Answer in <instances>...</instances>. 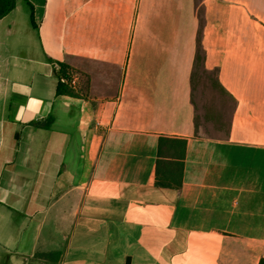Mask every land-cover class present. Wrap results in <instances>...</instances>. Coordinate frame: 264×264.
Returning a JSON list of instances; mask_svg holds the SVG:
<instances>
[{"label": "crops", "instance_id": "1", "mask_svg": "<svg viewBox=\"0 0 264 264\" xmlns=\"http://www.w3.org/2000/svg\"><path fill=\"white\" fill-rule=\"evenodd\" d=\"M202 7L204 65L234 104L222 138L196 132L195 0L13 1L0 18V264L264 257V0ZM62 62L75 95L57 90ZM162 136L187 141L180 188L157 185Z\"/></svg>", "mask_w": 264, "mask_h": 264}, {"label": "trees", "instance_id": "2", "mask_svg": "<svg viewBox=\"0 0 264 264\" xmlns=\"http://www.w3.org/2000/svg\"><path fill=\"white\" fill-rule=\"evenodd\" d=\"M14 0H0V18L4 17L13 7ZM204 0H195L196 6L202 7ZM203 9V7H202ZM199 16L200 19V29L198 31L196 39V54L194 60V69L192 72V85L194 71L196 67H200L204 71H213L216 74V85L223 94L227 95L232 100L230 94L224 89L218 80V69L208 70L205 68V50L202 44V33H203V16ZM58 75V86L57 90L59 93H68L75 95L76 88L73 85V80L75 77V72L73 68L62 62L59 64V69L57 70ZM194 91V89H193ZM194 100V99H193ZM196 107V103L194 102ZM197 111V109H196ZM197 117V115H196ZM52 122V119H48L45 122H36L34 125L39 127H48ZM196 132H197V121H196ZM187 141L183 138L178 137H165L162 136L158 141L157 149V161H156V179L157 185L161 187H173L180 188L182 185L183 170H184V160L186 156ZM43 257L49 258L50 254H44ZM258 264H264V257L259 260Z\"/></svg>", "mask_w": 264, "mask_h": 264}, {"label": "rangeland", "instance_id": "3", "mask_svg": "<svg viewBox=\"0 0 264 264\" xmlns=\"http://www.w3.org/2000/svg\"><path fill=\"white\" fill-rule=\"evenodd\" d=\"M202 7L198 14L202 16ZM193 99L197 109V134L222 138L228 130L234 104L216 85V74L196 67L193 77Z\"/></svg>", "mask_w": 264, "mask_h": 264}, {"label": "water", "instance_id": "4", "mask_svg": "<svg viewBox=\"0 0 264 264\" xmlns=\"http://www.w3.org/2000/svg\"><path fill=\"white\" fill-rule=\"evenodd\" d=\"M130 259L127 260V264H129Z\"/></svg>", "mask_w": 264, "mask_h": 264}, {"label": "built area", "instance_id": "5", "mask_svg": "<svg viewBox=\"0 0 264 264\" xmlns=\"http://www.w3.org/2000/svg\"><path fill=\"white\" fill-rule=\"evenodd\" d=\"M58 69H59V66H58ZM73 83H74V80H73Z\"/></svg>", "mask_w": 264, "mask_h": 264}]
</instances>
